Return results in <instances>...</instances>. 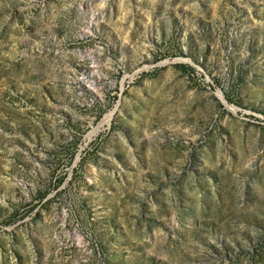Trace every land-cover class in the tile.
<instances>
[{
  "label": "rangeland",
  "instance_id": "rangeland-1",
  "mask_svg": "<svg viewBox=\"0 0 264 264\" xmlns=\"http://www.w3.org/2000/svg\"><path fill=\"white\" fill-rule=\"evenodd\" d=\"M0 264H264V0H0Z\"/></svg>",
  "mask_w": 264,
  "mask_h": 264
}]
</instances>
